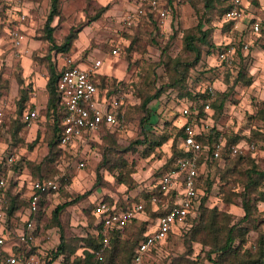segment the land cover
I'll list each match as a JSON object with an SVG mask.
<instances>
[{
	"label": "rangeland",
	"instance_id": "1",
	"mask_svg": "<svg viewBox=\"0 0 264 264\" xmlns=\"http://www.w3.org/2000/svg\"><path fill=\"white\" fill-rule=\"evenodd\" d=\"M135 1H59L60 12L52 22L55 44L59 45L66 35L76 31L66 57H80L87 63L102 60L100 70L107 72L111 80L122 82V86L126 84L125 103L130 102L125 129L94 136L86 147L85 165L78 168L71 155L74 150L51 147L52 118L46 114L45 106L39 108V118L30 127L16 121L22 91L26 90L27 96L34 92V87L37 91L40 82L47 80L49 65L57 66L58 70L61 65V56L51 49L45 38L44 22L50 0H0V100L11 105L0 126V142L3 147L14 150L17 163L12 166L13 174L4 189L7 202L14 203L18 212L26 211L24 177L31 181L39 175L50 177L60 186L46 199L36 223L34 236L43 251L42 256L53 258L59 243L60 230L52 218L55 207L83 195L59 214L66 245L53 264H72L74 258L82 254L86 240L97 233L98 221L93 208L99 202L103 200L118 206L135 202L163 172L175 168L177 157L172 155L174 147L181 145L178 129L185 119L180 110L183 103H190L187 92L195 95L202 90L206 92L207 86H214L212 101L215 96L217 101L208 113L203 111L199 119L206 121L208 130L216 129L218 134L240 147L236 156L202 168L196 205L204 196V206L208 210L226 212L233 225L243 215L241 195L245 171L251 166L264 169V0H258L255 8H248L246 20L237 26L223 19L221 0H172L171 11L164 22L152 26L141 21L127 26L123 19ZM105 4L108 9L102 11ZM250 16L262 19L259 34L249 31ZM201 31L207 32V38L205 42L196 41L200 61L191 66L196 54L187 50L183 37L186 33L199 35ZM113 44L120 47L117 56L109 53ZM229 44L234 45L235 54L233 63L228 66L217 54ZM239 72L241 81L229 89ZM176 80L178 84L170 87ZM110 83L109 79L106 85L109 87ZM159 89V97L144 107L151 114L150 121H142L146 114L141 105L143 98ZM225 91L226 101L217 115L218 97ZM200 104L196 103L198 111ZM143 126L148 142L137 145L135 141L144 136ZM165 137L166 142L157 145ZM16 180L18 183L24 180L23 186ZM255 205L254 218L258 224L264 218V211L259 201ZM152 213L147 207L141 215L146 219L143 222L147 230L155 223L156 214ZM197 222L185 220L184 224L175 226L160 248L143 263L213 264L212 261L219 260L220 264H232L222 254L213 253L208 257L210 247L198 241L204 237L201 232L195 240L192 238ZM252 226L241 252L257 239L258 230ZM138 232V225H129L119 236L122 240H132ZM237 244L238 241L233 242L234 247ZM117 261L115 264H123Z\"/></svg>",
	"mask_w": 264,
	"mask_h": 264
},
{
	"label": "built area",
	"instance_id": "2",
	"mask_svg": "<svg viewBox=\"0 0 264 264\" xmlns=\"http://www.w3.org/2000/svg\"><path fill=\"white\" fill-rule=\"evenodd\" d=\"M229 8L224 12L223 19L228 22H233L234 26L242 24L249 15L246 12L248 5L244 0H226ZM165 0H136L133 7L127 12L123 19L124 24L129 26L139 19H143L147 12H156L160 22H164L168 17ZM247 13V14H246ZM264 14V12H263ZM247 27L252 34H259L261 29L262 19L253 16L248 18ZM244 48L247 45L242 44ZM120 47L117 44L111 46L109 53L111 56L119 54ZM235 47L229 44L221 50L217 57L224 61L229 66L233 63V55ZM62 64L60 65L59 76L56 80L55 87L61 97V103L64 106L62 117L63 129L59 137V143L62 147H73L78 141H83L84 138L98 133L102 126L105 125L108 129L123 131L125 129L124 111L127 107L125 99L127 95L124 89L126 84L118 86L114 93L108 94L106 88H99L94 83V76L103 73L100 70L102 60H95L89 63L82 62L80 57L71 58L62 56ZM74 60H78V64H74ZM205 91V90H202ZM207 96L203 99V111L208 113L211 108L212 98L214 96V86H207ZM4 100L0 102V126L4 120ZM181 115L184 117L182 128L184 135L181 138L180 148L183 149L184 155L178 157L173 170L163 173L159 180L160 190L163 196L170 192H175L176 195L170 203L162 202L161 198L152 195L150 204L152 211L155 212V223L149 230L144 232L143 238L137 243L133 255L134 264H144V259L159 244L165 241L166 237L174 231V227L184 224L187 217L195 208L197 196L199 193L196 187L198 177V160L201 155L207 154L208 147L202 146L201 142L196 139V136L208 131L206 121L202 118L196 120L198 108L196 103H183L181 106ZM39 117L38 111L35 109L24 110L20 119L25 123L26 127H30ZM197 121L199 123H197ZM205 123V124H204ZM84 142V141H83ZM85 143V142H84ZM226 148L230 156H236L240 153V147L236 144L227 145V140L223 134H218L214 145H212V157L220 158L222 149ZM15 161V154L11 153L6 162L12 163ZM83 161H78V168L84 167ZM4 180L0 178V186ZM29 194V217L24 223L25 227L21 233L17 234V241L21 245H25V254L11 253L4 259V264H48L49 259L46 255H39L37 250L32 251V243L35 240V216L38 212V205L45 195L56 193L59 190V183L52 178H43L41 180L31 181ZM264 190V181L262 184ZM165 210V212H161ZM145 213L144 202L134 203L124 209L116 208L109 205L106 201L99 202L93 208V215L100 224V233L103 241L102 247L98 254L103 251L104 247L109 244V233L114 230H122L126 224H129L133 219H140ZM4 216L2 205H0V220ZM264 233V225L261 227ZM5 241L0 236V247ZM249 246L254 248V244ZM264 249V242L262 244ZM48 259V260H47ZM1 264V263H0Z\"/></svg>",
	"mask_w": 264,
	"mask_h": 264
},
{
	"label": "trees",
	"instance_id": "3",
	"mask_svg": "<svg viewBox=\"0 0 264 264\" xmlns=\"http://www.w3.org/2000/svg\"><path fill=\"white\" fill-rule=\"evenodd\" d=\"M59 1L60 0H50V7H49V12L46 16V20L44 22V32H45V38L46 40L51 44V49H55L57 53H59V56H68L67 54L72 48L73 41L76 38V31L70 32L68 35L65 36L64 40L62 43L59 45L55 44L54 38H53V32L55 29V26H52V22L55 17H58L60 9H59ZM222 1V9H221V14L223 15L224 12L229 8L228 3L226 0H221ZM246 4L248 5V8L258 6V0H244ZM171 4L172 0H165V8L168 11V15L171 11ZM246 12L248 13V9ZM105 9H108V5L105 4L101 7V10L104 11ZM254 19H256V16H253ZM144 21L145 23H148V25H154L158 24L159 17L156 12H147L146 16L143 19H139V22ZM227 21V20H226ZM138 22V23H139ZM233 22H228V24H232ZM262 29V28H261ZM207 38V32L201 31L199 35L193 34V33H186L183 37L184 40V45L187 48V50L195 52V62L191 64V66L195 65L198 63L200 60V52L198 48L196 47V41H202L205 42ZM83 62V59L81 60ZM78 60H74V64H78ZM85 62V61H84ZM60 69H57V66L54 65H49L48 67V76L46 80V92H47V102L45 103V112L46 114H49L50 118H52V130H53V135H52V142L51 147L53 148L54 146H57L59 149H63L65 147L60 146L59 143V137L63 129V123H62V117H63V112H64V106L63 103H61V97L59 96L55 83L56 80L59 76ZM94 83L96 86L99 88H106L108 91V94L114 93L116 91V88L118 86H122V82H115V80H111V77L107 72L100 73L98 75H95L94 77ZM109 79L111 81L109 87L106 85V82H109ZM182 79V80H181ZM183 77L180 78L181 81H183ZM239 81H241V73H238V76L236 80H234L231 84H229L228 88L232 89L234 85H236ZM245 83L249 84V81H245ZM178 84V80L173 81L170 87H175ZM108 87V88H107ZM28 91V90H27ZM187 92V91H186ZM161 94V90H157L154 94L151 95H146L142 102L141 105L144 108L146 104L150 103L151 100L159 97ZM188 98H190L189 101L195 102V103H201L199 106V111L197 114V118L202 115L203 112V99L207 96V93L205 91H199L197 94L193 95L190 92H187L185 94ZM227 97V91L221 93L218 97V104H216V114L218 115L221 112V109L223 107L224 102L226 101ZM217 97L215 96V99H213L212 103L210 104V108L213 106V104L216 103ZM28 96L26 90L22 91V94L20 95V98L18 99V124L25 125V123L20 119V115L23 112V110L26 108L25 102H27ZM1 102V100H0ZM146 114L144 115L142 121H147L149 122L151 119V114L149 111H147L146 108ZM7 108H4V118L5 114L7 113ZM31 110V109H29ZM127 111L128 107L125 108L124 115H125V125L127 123ZM39 114V111H38ZM200 115V116H199ZM263 121H264V116H263ZM197 123H199L197 121ZM142 129L144 130V136L141 140L135 141L137 145L148 142L147 139V131L145 130V127L143 126ZM101 132H106L108 134H113L116 132H121L117 130H112L108 129L105 125L102 126L101 130L98 132L100 134ZM184 135L183 128L178 129V137ZM218 135V131L214 128L209 129L206 133H202L198 136H196V139L201 142L202 146H207L208 151L206 156L201 155L199 160H198V177L196 178L197 184L196 187L198 190H200L199 185L202 184V168H206V165H211L212 163L222 160L223 158H228L230 156L228 154V151L226 148L222 149L220 158L215 159L212 157V145H214L216 138ZM167 138H163L161 141L158 142L157 145H161L165 143ZM227 140V139H226ZM181 141V139H180ZM235 144L232 143L231 141L227 140V145ZM173 155L172 157H182L184 155L183 149L178 148L173 149ZM72 155V154H71ZM73 161L75 160V157L72 155ZM170 160V159H169ZM168 160V161H169ZM167 167V164L165 165ZM162 175V174H161ZM43 178H50V177H45V176H37L35 179H32V181L35 180H41ZM245 182L243 185V192L241 195V207L243 210V215L239 220L231 225L230 221V216L227 215L225 212L224 214L221 212H218L217 209H212L208 210L204 206V200L205 197L203 196L199 200V204L195 205V208L192 210V212L185 217L186 222L189 220H196L197 225L193 230H195V234L193 235L192 233V238L195 240L197 233L201 232V235H204V237L199 238L198 241L205 245L209 246L210 250L208 251V257H210L211 254L217 253L219 255H224V258L226 257L232 264H264V249H263V242H264V233L262 232L261 227L264 225V218L262 221H258V224H256V220L254 218V214L257 211L256 208V202H264V190L262 189V184L264 181V169H260L257 166H251L245 171ZM200 193V192H199ZM198 193V196H199ZM54 193H49L44 196V198H48L50 195H53ZM154 195L159 198H161L162 202L165 203H170L173 200L174 197V192H170L166 196L162 195V192L160 190L159 183L155 185L153 190L150 191H145L143 197H141L139 200L135 202H130L129 204H126L125 206H118L116 203H109V205L115 206L116 208H121L124 209L126 207L131 206L134 203H139V202H144L145 208L148 207V210H150V197ZM255 195L254 198H252ZM197 196V200H198ZM83 195L77 196L75 199H73L71 202H63L60 205H57L55 209L52 212V218L55 223V226H57L60 230L59 233V243L57 246L56 251L53 254V258H50L46 256V258H49L48 264H52L53 260L59 257L65 248L66 245V238L63 234L62 226L59 222V214L62 211V209L69 205L76 203L81 199ZM5 199L6 203L4 204V211L6 215H12L16 209L17 206L14 205V203L10 204L7 202V196L5 194ZM197 202V201H196ZM43 202L41 201L38 205V212L36 214V222L39 218V212L41 210ZM263 212V210H261ZM149 212V211H148ZM161 212H165V210L161 209ZM155 215V213H152ZM184 220V223H185ZM145 221V220H143ZM142 220L139 219H133L129 224H126L124 228H127L129 225H138L139 226V232L136 235L134 234V239H125L122 240L119 236V233L122 230H114L109 233V244L107 247L103 248V251L99 253V257L97 258L96 253L101 249L102 247V241L103 238L100 233H96L93 236L89 237V239L86 240V244L84 245V248L82 250V254L80 256H77L74 258L72 261V264H115L117 259H119L117 262L118 263H123V264H134L133 263V255L135 251V247L137 243L143 238L144 232L147 230L145 229V224ZM230 225V226H229ZM243 225V226H242ZM245 225V226H244ZM246 225H249L248 227ZM253 225V226H252ZM254 227L256 230H258V236L257 239L254 240L252 243L254 244V248L249 246V249L243 250L241 252L242 246L246 242V234L249 230L250 227ZM37 230V229H36ZM96 230H100V224L96 225ZM173 232V231H172ZM171 232V233H172ZM204 232L206 234H204ZM170 233V234H171ZM169 234V235H170ZM35 235V234H34ZM168 235V236H169ZM167 236V237H168ZM166 237V239H167ZM207 237H210L209 240H206ZM197 241V240H196ZM238 241V244L236 247L233 246V242ZM165 242V241H163ZM159 244L155 250L152 251L151 254H154L158 248L163 244ZM34 251V250H32ZM75 252V250L72 251V253ZM149 254L147 257H145L144 261L147 260L150 255ZM211 259V258H210ZM125 262V263H124ZM213 264H220L221 261L216 260L212 261Z\"/></svg>",
	"mask_w": 264,
	"mask_h": 264
},
{
	"label": "crops",
	"instance_id": "4",
	"mask_svg": "<svg viewBox=\"0 0 264 264\" xmlns=\"http://www.w3.org/2000/svg\"><path fill=\"white\" fill-rule=\"evenodd\" d=\"M61 58H62L61 59V62H62L63 57L61 56ZM45 85H46V82L44 80H42V82H40V84L37 86L38 87L37 91H36L35 87L33 88L34 92H30V94L28 96V100H27V102H25L26 108L24 110L35 109V110L39 111V108H42L46 105L45 103L47 102V92H46ZM6 102H5V104H6L5 107L7 109H11V105L8 104V102L7 103ZM97 135H98V133L92 134L91 136L83 139V141L85 143L83 141L82 142L78 141L73 147L68 148V150H70L71 152H72V150H74V153L72 152L71 154L75 157L76 162L83 161L85 163L86 158L88 157L87 156V149H86V147L89 146L88 141H91L93 139V137L97 136ZM81 147L84 149H81ZM11 153L15 154L14 150L7 148V146L3 147L1 142H0V178H2L4 180L3 185L0 186V205H2L3 211H4V204L6 203L5 192H4L5 190L4 189L7 186L6 183L8 182L9 177H11L13 174L12 166L17 164L16 159L12 163L6 162V158ZM163 173H165V172H163ZM162 175H160L156 180H154L152 184H149V188L147 191L153 190L155 185L159 183V180H160ZM24 180L26 181V183L24 184L25 185L24 196H25V200L27 203L26 211L25 212L16 211V213L13 215V217L11 216L9 218L4 211V216L0 220V236H2L4 238V241H5L4 245L2 247H0V263L1 264H4L3 262H4L5 257H7L11 253H20V254H22V256L25 254V247L26 246L19 244L17 239H16L17 234L21 233L22 230L24 229V227H25L24 223H26V220L30 214L28 201H29V194H30L29 183L31 182V180L30 179L27 180V178H25V177H24ZM24 180H21L20 183H18V180H16V181H17L18 185H20V187H21V186H23ZM174 194L176 195L175 192H174ZM46 199L47 198H43L41 200L43 202L42 206L45 205ZM173 199H174V197H173ZM259 204L262 205V207H263L262 210L264 211V202H260ZM150 210H151V212H153L151 204H150ZM153 213H155V212H153ZM139 220L143 221L146 219L141 217ZM36 223L37 222H36V216H35L34 225L36 226V229H37ZM32 249L33 250L36 249L39 255L41 253H43V251L39 247V244L36 243V238H35L34 242L32 243ZM43 256H44V254H43ZM52 264H53V262H52Z\"/></svg>",
	"mask_w": 264,
	"mask_h": 264
}]
</instances>
